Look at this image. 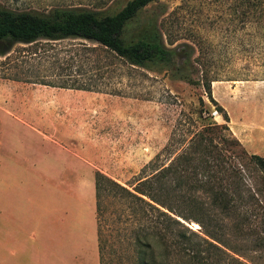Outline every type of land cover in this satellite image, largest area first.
Returning a JSON list of instances; mask_svg holds the SVG:
<instances>
[{
	"label": "rangeland",
	"instance_id": "374dc122",
	"mask_svg": "<svg viewBox=\"0 0 264 264\" xmlns=\"http://www.w3.org/2000/svg\"><path fill=\"white\" fill-rule=\"evenodd\" d=\"M127 1L0 0V5L38 12L81 7L115 13ZM155 16L166 42L172 41L178 50L193 51L189 73L194 79H211V98L202 85L188 83L170 71H147L116 62L106 92L13 80L7 78L16 70L11 65L27 54V45L15 44L9 63H2L5 56H0V110L12 115L0 113V136L5 135L10 150L22 155V164L6 169L5 177L22 181L36 193L47 174L54 183H70L74 165L72 210L86 219L89 214L91 222L96 219L98 264H134L131 232L138 221H126L110 196L100 199L98 218L96 171L132 189L170 161L172 154L165 148L170 141L178 140L179 148L180 138H189L199 124L213 121L226 125L228 129L222 128L221 133L232 135L248 154L264 157V0H160L143 8L130 26ZM50 45L61 48L57 54L61 60L76 51H70L74 46L84 69L91 67L98 76L103 72L105 52L98 44L66 39ZM27 59L45 70L44 78L58 75L52 72L53 56L39 62L38 57ZM19 75L34 78L35 72ZM202 102L209 112L199 118ZM52 199L60 205L67 198L52 188ZM181 221L195 232L202 230L194 220ZM252 245L247 244L245 255L236 256L244 264H264V249L252 250ZM178 259L173 253L169 264H178ZM218 264L239 263L227 257Z\"/></svg>",
	"mask_w": 264,
	"mask_h": 264
},
{
	"label": "trees",
	"instance_id": "16d2710c",
	"mask_svg": "<svg viewBox=\"0 0 264 264\" xmlns=\"http://www.w3.org/2000/svg\"><path fill=\"white\" fill-rule=\"evenodd\" d=\"M157 1L128 0L115 13L81 7L38 12L0 5L2 63L10 62L15 44L27 45V54L21 61L15 59L11 67L16 70L7 78L106 92L116 62L147 71H170L188 83L202 85L211 98V79H194L189 73L194 66L193 51L178 50L171 46L172 41L166 42L156 16L131 28L138 13ZM66 39L89 40L103 48L105 62L100 76L91 67L84 69L74 46L70 51H76L67 59L57 57L61 48L50 44ZM39 42L45 45L37 47ZM51 50L55 52L50 54ZM49 56L54 57L52 72L58 75L44 78L45 70L27 58L38 57L39 62ZM21 72H35V77H20ZM203 112H209V107L202 102L197 110L199 118ZM223 117L228 118L226 113ZM222 128L228 129L214 121L206 122L199 124L189 138H180L179 148L178 140L170 141L165 146L172 154L170 161L132 189L96 171L97 215L101 212L100 199L110 196L126 221H138L131 232L134 264H169L173 253L179 257L178 264H218L227 257L244 264L236 255H245L248 243L253 244L252 250L264 249V157L248 154L232 135L221 133ZM181 219L198 222L201 232L189 229ZM98 240L101 254V235Z\"/></svg>",
	"mask_w": 264,
	"mask_h": 264
},
{
	"label": "crops",
	"instance_id": "0c3cea01",
	"mask_svg": "<svg viewBox=\"0 0 264 264\" xmlns=\"http://www.w3.org/2000/svg\"><path fill=\"white\" fill-rule=\"evenodd\" d=\"M4 137L0 136V264H98L96 219L91 222L89 214L86 219L72 210L74 165L70 183H54L47 174L36 193L30 192L22 181L5 177L6 169L22 164V155L10 150ZM52 188L66 195L62 204L52 199Z\"/></svg>",
	"mask_w": 264,
	"mask_h": 264
},
{
	"label": "bare ground",
	"instance_id": "6f19581e",
	"mask_svg": "<svg viewBox=\"0 0 264 264\" xmlns=\"http://www.w3.org/2000/svg\"><path fill=\"white\" fill-rule=\"evenodd\" d=\"M196 225V224H195Z\"/></svg>",
	"mask_w": 264,
	"mask_h": 264
}]
</instances>
